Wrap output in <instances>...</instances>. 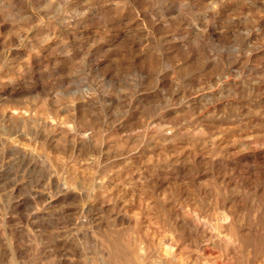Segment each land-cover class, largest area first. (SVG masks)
<instances>
[{"label":"rangeland","instance_id":"obj_1","mask_svg":"<svg viewBox=\"0 0 264 264\" xmlns=\"http://www.w3.org/2000/svg\"><path fill=\"white\" fill-rule=\"evenodd\" d=\"M0 264H264V0H0Z\"/></svg>","mask_w":264,"mask_h":264},{"label":"bare ground","instance_id":"obj_2","mask_svg":"<svg viewBox=\"0 0 264 264\" xmlns=\"http://www.w3.org/2000/svg\"><path fill=\"white\" fill-rule=\"evenodd\" d=\"M218 216V215H217ZM202 226V225H201ZM216 228V227H215ZM220 228V227H219ZM225 231V230H224ZM167 253V252H166Z\"/></svg>","mask_w":264,"mask_h":264}]
</instances>
